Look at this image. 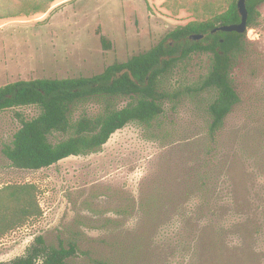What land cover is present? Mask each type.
Segmentation results:
<instances>
[{
  "label": "rangeland",
  "instance_id": "rangeland-1",
  "mask_svg": "<svg viewBox=\"0 0 264 264\" xmlns=\"http://www.w3.org/2000/svg\"><path fill=\"white\" fill-rule=\"evenodd\" d=\"M230 1L0 0V12L14 14L0 18V86L18 79L91 76L149 49L177 26L209 19ZM257 10L246 30L245 59L235 71L241 102L214 142L211 163L202 161L205 119L191 97L181 98L174 108L166 104L158 138L153 129L129 123L98 151L38 170L15 168L2 153L19 126L16 112L30 118L37 109L0 112V188L34 183L42 210L41 216L0 236V262L23 255L34 237L42 235L52 245L76 240L89 252L88 257H74V264H87L106 253L114 240L123 247L127 243L149 249L150 261L137 257L133 264H185L192 229L197 234L201 230L193 223H176L174 207L184 203L186 186L203 171L210 173L207 182L219 186L221 202L235 201L237 210L249 214L255 225L264 219V2ZM208 63L202 53L180 59L167 76L169 88L193 85L207 72ZM146 199L156 205L140 213L138 204ZM222 216L212 218L210 230L201 234L200 251L207 253L212 227ZM244 237L253 264H264V226ZM234 239L224 237L226 264L237 263L230 247Z\"/></svg>",
  "mask_w": 264,
  "mask_h": 264
},
{
  "label": "trees",
  "instance_id": "trees-1",
  "mask_svg": "<svg viewBox=\"0 0 264 264\" xmlns=\"http://www.w3.org/2000/svg\"><path fill=\"white\" fill-rule=\"evenodd\" d=\"M236 1L231 0L226 9L209 19L175 27L149 49L107 65L91 76L18 79L0 86V112L26 106L37 109L30 118L16 112L19 126L2 153L15 168L38 170L69 156L98 151L115 131L129 123L153 129L154 138H158L162 134L166 104L174 108L181 98L191 97L205 119L202 161L211 163L215 158L214 142L223 131L227 116L240 105L242 98L235 71L246 56V32L212 31L218 25L240 20ZM263 2L247 0L248 25ZM7 14L0 12V18L14 15ZM194 33H203L204 37L192 41L189 35ZM101 42L106 48L110 46L103 35ZM193 53L208 56L207 72L193 85L169 88L170 71L180 59ZM93 107L97 109L92 110ZM208 178L207 171L197 176V181L186 186L184 203L174 207L179 215L176 223H193L201 230L197 234L192 229L185 264H226L229 248L223 247V241L227 234L235 237L230 247L237 257L236 264H253L254 257L244 236L259 233L264 219L255 225L249 214L237 210L235 201L221 202L219 186L207 182ZM37 194L34 183H12L0 188V236L41 216ZM167 202L173 204L172 199ZM150 204L156 205L155 200L139 203V212L148 213L152 209ZM218 216H222V221L211 226L215 231L211 230L207 253L202 252L201 234L214 222L211 219ZM126 245L123 247L115 240L112 244L108 242V251L97 254L87 264H133L137 257L150 261L148 248ZM79 255L88 257L89 252L82 250L76 240L66 243L59 240L57 245H52L37 235L23 255L0 264H74L71 260Z\"/></svg>",
  "mask_w": 264,
  "mask_h": 264
},
{
  "label": "water",
  "instance_id": "water-1",
  "mask_svg": "<svg viewBox=\"0 0 264 264\" xmlns=\"http://www.w3.org/2000/svg\"><path fill=\"white\" fill-rule=\"evenodd\" d=\"M247 0H237L236 7L237 12L240 16V20L236 23L231 24H221L216 26L212 31H223V32H237V33H245L248 27V9L246 7ZM204 37L203 33H194L189 35V39L192 41H198Z\"/></svg>",
  "mask_w": 264,
  "mask_h": 264
}]
</instances>
